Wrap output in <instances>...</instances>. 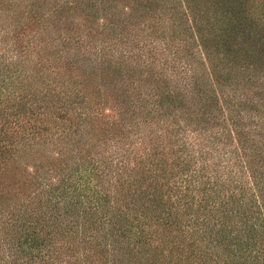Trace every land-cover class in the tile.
I'll return each mask as SVG.
<instances>
[{"label": "trees", "instance_id": "1", "mask_svg": "<svg viewBox=\"0 0 264 264\" xmlns=\"http://www.w3.org/2000/svg\"><path fill=\"white\" fill-rule=\"evenodd\" d=\"M112 2L0 0V264H264V98L244 86L257 68L230 88L209 53L204 75L178 55L154 73L93 41L120 25L114 10L94 25ZM133 90L128 149L56 145L65 156L22 168L26 142L81 134ZM102 124L96 138L121 135Z\"/></svg>", "mask_w": 264, "mask_h": 264}, {"label": "rangeland", "instance_id": "2", "mask_svg": "<svg viewBox=\"0 0 264 264\" xmlns=\"http://www.w3.org/2000/svg\"><path fill=\"white\" fill-rule=\"evenodd\" d=\"M0 8H4L3 5ZM260 9L263 12H259ZM111 10H114L120 25L117 26L113 35L111 33L112 36L97 35L93 41L97 42L98 47L109 43L116 54L127 55V59L128 52L133 51L140 55L145 64L149 65L147 68L158 74L171 66L173 64L171 62H176L177 55L185 59L189 56L190 59L187 62L199 63L205 56L203 53H209L213 59H223L220 70L224 69V73L231 74H222L219 79H224L223 83L229 88L236 83L240 85V83L248 82L247 76L249 75L250 79V69L255 67L257 71L253 75H257L259 86L254 87V83L244 86H247L246 89L253 88L258 93L259 100L264 98V77L261 76L263 73L261 70L264 69V26H262L264 0H113L111 7L106 5V8L100 10L98 16L96 15L95 27L102 29L101 23L106 16L101 13ZM85 13L78 12L70 18L78 20ZM250 18L258 20L257 28L251 31L248 30ZM100 39L105 41L101 42ZM7 59L10 58L7 57ZM202 61L204 75V71L207 73V66L210 64L206 60ZM138 64L141 66V63ZM159 76L163 77V75ZM214 88L218 91L215 86ZM135 93V90L128 92L129 95L124 97L122 106H114V114L110 117L97 114L96 110L95 116L99 118L96 126L87 124L81 134H71L66 141L60 142L55 136L54 143L49 142L48 139L52 138L53 133L48 130L43 133L48 136L47 139L44 140L41 136L37 137L34 143L26 142L22 146L23 151L20 152V155L26 152V158L19 157L20 165L27 172L39 162H48V160L58 159V156H65L67 151L63 155L56 154L58 153L54 149L56 145H80V147L84 145L90 150V154L104 150L107 153H121L123 149H128V145H117V147L115 145L116 139L120 138L128 143V111L132 109L128 107V103L136 98ZM112 103L110 98L107 105H113ZM98 107L99 105L96 109ZM112 120L120 124L117 126L119 130L116 131L121 132V135H114V131L111 130L98 133L101 139L96 138L95 132L98 126L104 127L103 122ZM104 136L106 143L103 142ZM74 153L75 147L69 146V162L75 159L72 157ZM92 157L95 158V155ZM113 157L114 162L118 159L125 163V158L128 159V156H122L123 159H120L119 155ZM93 264L98 262L94 261Z\"/></svg>", "mask_w": 264, "mask_h": 264}]
</instances>
